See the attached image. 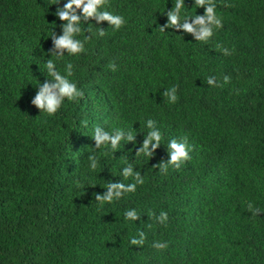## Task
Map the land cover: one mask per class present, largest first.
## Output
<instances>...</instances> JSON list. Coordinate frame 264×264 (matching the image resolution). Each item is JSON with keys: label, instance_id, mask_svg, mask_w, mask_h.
<instances>
[{"label": "trees", "instance_id": "obj_1", "mask_svg": "<svg viewBox=\"0 0 264 264\" xmlns=\"http://www.w3.org/2000/svg\"><path fill=\"white\" fill-rule=\"evenodd\" d=\"M53 2L0 0V264H264V0H214L223 26L207 42L161 30L176 0H107L125 25L84 22L105 35L57 64L62 72L73 64L83 96L48 115L30 100L51 79L43 61L52 58L51 31L61 34L53 12L66 0ZM184 7L204 13L194 0ZM209 76L221 86H208ZM173 85L169 104L162 93ZM120 87L122 103L104 95ZM149 118L163 136L150 158L135 155ZM97 126L133 132L134 142L113 155L109 146L91 150ZM173 138H187L190 159L162 173ZM125 158L144 183L100 206L95 194L108 182H135L120 175ZM130 208L134 222L124 217ZM161 210L166 225L155 220ZM140 230L144 245H131Z\"/></svg>", "mask_w": 264, "mask_h": 264}, {"label": "clouds", "instance_id": "obj_2", "mask_svg": "<svg viewBox=\"0 0 264 264\" xmlns=\"http://www.w3.org/2000/svg\"><path fill=\"white\" fill-rule=\"evenodd\" d=\"M61 0H54L52 4L60 5ZM197 7L204 9L203 15H185L184 0H176L175 6L167 11V21L163 27L182 30L184 33L191 34L195 41L207 42L214 34V30H218L223 26L222 17L217 13V5L214 0H194ZM53 15L63 23L60 25L61 34L56 35L51 31L49 36L52 40V48L48 51L47 56L52 57L43 61L48 75L51 79H46L43 83L37 84V91L34 97L30 100V104L48 115H54L62 106L65 99L76 100L83 96L75 82L70 79L73 76V64L67 62L64 64L63 72L57 67L58 62L63 61L66 55H78L86 51L85 45L92 39L93 36L102 37L105 35V30L100 27H94L88 23L84 27V22L94 20L96 25L101 22H107L114 31L119 30L126 23L123 15L116 14L107 9V0H66L62 7L57 6ZM83 25V28L81 27ZM89 25H92L96 31L91 32ZM87 33V34H86ZM81 35L83 38H80ZM224 55H231L232 51L228 48H223ZM108 67L111 71H117V64L110 62ZM230 78L225 75L223 83H229ZM206 84L211 87H220L221 83L215 76H209L206 79ZM104 95L109 99H114L118 104L125 99V94L120 87L115 92L105 91ZM167 97L169 104H174L177 99V87L175 85L167 88L162 93ZM145 127L149 129L142 144L135 152L142 153L145 157H152L154 150L161 146L163 139L160 129L156 126V121L149 118L145 121ZM92 142L88 144L92 150L101 146H109L113 153L121 146V141L134 142L135 134L133 132H125L123 129L117 128L112 132L97 126L91 136ZM95 144V147H94ZM192 147L187 142V138L177 140L175 138L167 141L166 162L159 163L158 169L162 173H167L169 167L179 169L182 164L190 159L189 153ZM90 167L96 169L98 160L95 155L89 157ZM126 166L120 169V175L124 178L131 177L134 183H123L110 181L107 183L106 191L103 194H95V200L102 206L104 203H113L119 201L126 193L136 191L139 184L144 183L143 176L139 170H134L133 164L125 158ZM247 210L257 216L261 213L259 208L254 207L252 202L247 204ZM124 217L131 221H136L140 215L134 208H130L124 212ZM169 216L166 211L161 210L155 215V220L158 224L166 225ZM146 240L144 231H139L138 236H133L129 243L133 246H143ZM157 249H165L168 247L167 242H153L152 245Z\"/></svg>", "mask_w": 264, "mask_h": 264}]
</instances>
